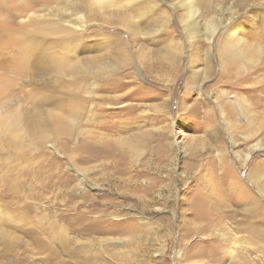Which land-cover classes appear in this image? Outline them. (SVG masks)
Returning a JSON list of instances; mask_svg holds the SVG:
<instances>
[{"label": "rangeland", "instance_id": "374dc122", "mask_svg": "<svg viewBox=\"0 0 264 264\" xmlns=\"http://www.w3.org/2000/svg\"><path fill=\"white\" fill-rule=\"evenodd\" d=\"M95 1L0 0V73L31 36L58 59L0 86L25 125L0 126V264H264V0H198L212 39L183 0Z\"/></svg>", "mask_w": 264, "mask_h": 264}, {"label": "bare ground", "instance_id": "6f19581e", "mask_svg": "<svg viewBox=\"0 0 264 264\" xmlns=\"http://www.w3.org/2000/svg\"><path fill=\"white\" fill-rule=\"evenodd\" d=\"M112 1L113 0H96L95 6L99 7V10L102 11L103 15H107L106 14L107 13L106 8H109L111 6ZM182 4L183 5L181 8L186 10V12H185L186 15L184 18V23H186L185 28H184L185 32H186V27H187L186 25L189 23L188 24L189 26L187 27V34H195L194 37L196 38V37L200 36L199 33L203 32L202 29H204L206 36L208 37L207 39H209V38L212 39L218 30V25L214 21V18H210V20L206 19V21L203 20V23L200 24L198 21L202 20V18H199L200 16H198L199 20L192 22V19H194V16H197L200 13V11H199L200 6H199L198 0H183ZM110 14L112 15V17L114 16L112 14V11L110 12ZM252 23L256 26V28H260V31H262V33H264V11L259 12L258 17L256 19H254L252 21ZM225 24H227V25H225V27H226V26H228L229 23H225ZM201 25L203 28H200ZM81 26L85 27L83 24H81ZM229 27H231V26H229ZM235 32H236V30L234 29V27H233L232 32H228V33H225V30L223 28L221 34H224V36H227L226 40H225L226 41L225 42L226 43V45H225L226 50H229V52L231 53V55L233 57L235 56V54L237 57H240L242 55L241 43L239 42L241 40L240 39L241 37L240 36H234L236 34ZM230 33H233V35L230 36ZM243 35L244 34H242V36ZM28 38H27L28 40L25 39L24 41H22V39H19L14 44L13 49L10 51L9 59H7V61L2 58L4 61H2L1 63L2 64H8L7 69H6L8 71V74L7 75L5 74V76H4V73H0V86L3 83V85H2L3 87L7 88L8 86H10L12 89V86H14L16 84V79H17V78L15 79L16 75L20 76L19 79H21V77H22L21 75L23 73H25L27 75L30 70L33 72L34 66L37 67L38 70H43V69L48 70V67H47L48 64H50V62H56V60H58L57 56L54 54H49L48 56L40 55L41 53H43L40 51V48L42 47V45H44L46 43V40L41 39L38 36H31V38L30 37H28ZM237 39L239 41H237ZM245 39L247 41L246 37H245ZM248 43H250V42H248ZM250 44H252V43H250ZM239 60H241V59H239ZM0 67H2L5 70V67H3V66H0ZM114 69H115V66H111V68H104L103 72L100 73L98 76H100V75L102 76L104 74L109 75ZM2 99H4V98H2ZM4 103H6V102H4ZM10 110H11V108H10ZM57 115L58 114H56V116ZM22 119H23V115H22V112L19 110V107H16L15 109H13L12 111H9V112H6V109H4V111L0 110V126L3 127L5 125V127L7 129H9L11 127L12 129H14V132L17 131L14 134H16V133L21 134V131L25 129V125H24V121H23L24 119L23 120ZM66 122L68 123L67 120H66ZM70 123L71 122H69V124ZM25 124L27 126L26 122H25ZM71 126H73L72 123H71ZM64 127H66V126H64ZM210 197H212V196H210ZM219 201H221V200H219Z\"/></svg>", "mask_w": 264, "mask_h": 264}]
</instances>
